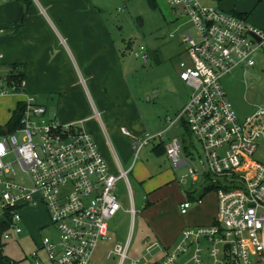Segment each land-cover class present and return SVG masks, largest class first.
<instances>
[{"label":"built area","instance_id":"built-area-1","mask_svg":"<svg viewBox=\"0 0 264 264\" xmlns=\"http://www.w3.org/2000/svg\"><path fill=\"white\" fill-rule=\"evenodd\" d=\"M166 2L195 29L182 34L186 48L179 65L192 92L175 116L166 118L164 130L136 137L132 146L138 155L163 142L171 165L187 168L182 182L210 175L219 185L218 211L214 223L186 227L175 248L149 264H264V163L252 159L258 141H264V105L240 119L221 84L237 66L256 64L264 27L200 0ZM135 54L149 58L144 46ZM25 86V78L15 83L0 77V96L23 93ZM22 103L20 126L0 135V226H6L0 242L23 233L24 208L44 205L52 234L39 246L46 260L32 255L36 264H95L99 242L111 239L109 220L122 208L117 184L128 181L131 169L112 173L83 121L62 123L31 95ZM180 124L200 143L197 159L185 152L182 140L165 135ZM192 204L185 200L181 212ZM129 244L130 239L115 244L109 256H117L119 264H140L129 257Z\"/></svg>","mask_w":264,"mask_h":264},{"label":"rangeland","instance_id":"rangeland-1","mask_svg":"<svg viewBox=\"0 0 264 264\" xmlns=\"http://www.w3.org/2000/svg\"><path fill=\"white\" fill-rule=\"evenodd\" d=\"M97 1L100 6L105 2V0ZM200 1L204 4L214 5L224 11L231 12L232 10H227L223 7L226 1L225 5L232 6L233 10L236 8V10L248 13L247 18L251 24L264 27V24L260 25L257 22L258 19L262 20V22L264 21V0ZM108 2L110 5L107 9L102 8L107 14L108 21L112 27L117 46L121 51V58L126 63L129 78L128 83L125 82L124 85H117L118 88L115 90V98L117 101L122 100L124 90L132 92L137 98L139 111L142 116L138 120L134 119L131 124L126 123L127 125L125 126L134 135H140L145 132L154 134L153 131L156 126H162L166 118L174 115L180 107L176 103H180L182 100H186L185 102H187V99L191 95V87L186 82L184 83L179 80V65L184 57L183 52L186 48V44L182 42V34L188 32L195 34L194 26L184 15H178L174 11L175 14H173L175 16H172L167 9H170L171 12L173 9L166 0H110ZM1 4L2 1L0 0ZM173 23H177V25ZM179 23H181V26L178 27ZM1 28L6 30L7 35L15 32L13 23L9 27ZM32 34L41 37L38 39L37 48L45 45L42 41L45 33L42 30L32 31ZM172 34H174L173 37L171 36ZM49 39L51 40V38ZM46 44L48 47L49 41ZM52 44L55 46L53 52H46V48H44L40 53L48 61V64L52 63L59 69L64 68L62 76H64V82H67L69 77H71L69 76L67 79V66H69L70 60L73 61L74 58L71 54L69 55L67 49L66 52L63 48L62 50L59 47L57 48L55 41ZM141 46L145 47V53L149 56L146 61L143 57L136 56L135 54V51L139 50ZM14 48L15 45L10 47L9 44H5L4 48L1 47L0 49L4 54L6 49L10 51ZM255 61L256 64L254 66H237L221 78V84L226 95L233 104V108L240 119H245L252 115L259 106L264 105V50L258 54ZM82 81L83 83L86 82L84 78L81 79ZM72 87L74 88L75 85L72 84ZM59 92L62 91L59 90ZM67 93L76 95V92L67 91ZM162 93H164L163 97ZM49 94V92L38 91L36 97L39 101L46 103L48 100L46 97ZM147 96H149V100ZM77 98L74 99L73 103L78 105L81 102ZM23 101L24 99L21 102ZM147 105L151 107L148 110ZM49 107L52 110L58 111L56 101L52 105L50 103ZM57 117L62 123H67L64 120L62 121L58 114ZM128 125H134L135 129L128 127ZM86 127L94 133L97 132L94 121L86 122ZM163 128H165L164 125ZM179 130L182 131L183 128ZM91 131L88 130L101 151L102 144L99 138L93 136ZM102 131L104 138L108 141L109 136L103 127ZM185 132L186 134L184 132L182 134V137L185 138V145L192 153L191 155L194 159H197V148H200V143L187 130ZM155 133L157 132L155 131ZM179 136L181 137V135ZM116 140L120 143L118 145L119 147L129 146L130 163H133L134 159L137 162L136 165L140 161H143L151 170L165 168L169 165L173 167L166 155L157 156L152 152V155L149 156L145 154L146 150H144L140 154L138 153L139 155L137 157L132 148L131 139L124 134L117 135ZM108 143L110 145L109 141ZM252 159L255 162L264 163L263 140L258 141V147ZM107 164L111 167L108 162ZM112 167L111 171L114 174H119L120 171L117 166V170L114 169L115 166L112 165ZM178 172L180 181L183 175L188 173L186 167L180 168ZM127 178L128 181L123 178L117 184L116 191L119 195L122 208L109 220V236L111 239L101 240L99 242L94 256L95 264H119L118 257L114 255L109 256V253L115 244H125L129 239L128 255L130 258L140 259V264H148L158 260L172 251L176 246L168 248L164 244V240L156 232V226L160 231H163L164 227L152 225L153 223L150 224V218L147 214L146 216L144 214L143 202L145 201L144 196H147V193L136 182L132 173H129ZM190 178L187 177V182L185 183L177 182L178 189L180 185L182 189H193L194 193L202 192L205 185L203 179L200 178L196 182ZM128 185L131 187L132 196L130 195ZM128 208H134L135 212H128ZM21 213L23 215L24 231L22 234L13 235L11 239L3 242L4 253L11 259L19 262V264H36L35 259L32 257L35 252H38L46 260L47 256L42 249L39 250V246L44 237L52 234V226L50 225L47 210L42 206L26 207ZM176 215V212L172 211L171 218H168L170 224L168 223L166 231H171L174 228L171 224L177 220ZM151 219L154 221V218Z\"/></svg>","mask_w":264,"mask_h":264},{"label":"crops","instance_id":"crops-1","mask_svg":"<svg viewBox=\"0 0 264 264\" xmlns=\"http://www.w3.org/2000/svg\"><path fill=\"white\" fill-rule=\"evenodd\" d=\"M1 1L0 48H4L5 44H9L10 47L15 45V48L10 51L6 49L3 57L0 58V77H8L12 64H21L25 73L26 86L23 93L0 96V125H5L10 120L18 102L25 99L27 95L35 97L39 104L46 106L48 115L57 116L58 114L62 121L67 123L83 121L87 131L91 130L86 127V122L94 121L97 132L91 131V133L95 138H99L102 144V155H104L106 162L111 165L109 169L113 168L112 165L115 166V170L118 168L119 171L120 167H124L123 169L126 170L131 169L129 173H132L136 182L147 193L143 202L144 214L150 218V224L164 227V230L160 231L156 226V232L168 248L179 242L182 230L186 227L214 223L218 211V200L216 189L206 192L210 181H207L203 176H199L197 179L190 178L196 182L200 178L203 179L205 185L200 193H194L191 188L182 189L180 185L178 189L176 183H182L178 178V171L185 166L173 168L169 165L165 168L151 170L143 161L136 165L137 162L134 159V162L130 163L129 146H118L120 143L116 140V136L124 134L122 129L127 128L126 123L131 124L134 119L138 120L142 115L139 111L137 98L132 92L124 90L122 100L117 101L115 98L117 85L128 83L129 78L126 63L121 58V51L117 46L107 14L103 11V8L107 9L110 5L108 2L110 0H105L101 6L97 0ZM225 3L226 1L224 5ZM224 5L223 7L227 10L243 12L236 10V8L233 10L232 6ZM24 7H26V17L24 22H21ZM168 10L172 16L175 14V10L172 12L170 9ZM175 12L180 15L179 11ZM257 22L260 25L264 24V21L259 19ZM12 23L15 32L7 35L6 30L1 27H9ZM173 24L177 25V23ZM36 30H42L45 33L42 40L45 45L39 48L36 45L41 37L32 34V31ZM47 41H49L48 47ZM54 41L57 43V48L59 47L61 50L63 48L65 51L67 49L69 55L71 54L74 58L73 61L70 60L69 66H67V79L71 76L67 82H64V76H62L64 68L59 69L52 63L48 64V61L40 53L44 48H46V52H53L55 46L52 42ZM83 78L85 83L81 82ZM179 80L181 79L179 78ZM72 84L75 85L74 88ZM38 91L50 93L46 97L48 98L46 103L37 99ZM67 91L76 92V95L69 94ZM163 96L164 93H162ZM76 97L81 102L78 105L73 103ZM55 101L58 105L56 107L58 111L49 107L50 103L52 105ZM185 101L176 103V105L179 104L178 107L180 106L177 111L184 106ZM146 107L147 110L151 108L148 105ZM177 111L168 117H174ZM165 121L162 126H156L153 133L164 130L166 128ZM102 127L109 136L110 145L104 138ZM128 127L135 129L134 125H128ZM180 128L183 130L180 131ZM185 130L184 125L180 124L178 127L167 131V138L182 140L183 132L186 134ZM145 133L134 135L131 132V135H124L131 139L132 145L136 137ZM158 145H161V142L157 141L151 146L143 147L139 154L146 150L145 154L149 156L152 155V152L157 156L166 155L165 152L154 151V147ZM187 199H190L193 204L188 212L182 213L180 205ZM199 199L202 200L200 203L198 202ZM39 206L46 209L44 205ZM172 211L176 212L177 220L174 223L171 222L174 228L171 231H166L169 223L168 218ZM151 218H154V221Z\"/></svg>","mask_w":264,"mask_h":264},{"label":"trees","instance_id":"trees-1","mask_svg":"<svg viewBox=\"0 0 264 264\" xmlns=\"http://www.w3.org/2000/svg\"><path fill=\"white\" fill-rule=\"evenodd\" d=\"M222 1V0H219ZM232 13H234L235 15L239 16V17H248V13L246 12H237V11H231ZM11 71L8 74V79L9 81H13L15 83L18 82L19 79L24 78L25 77V73L23 71V66L21 64H12L11 65ZM20 90V89H18ZM23 103L20 101L18 102L17 108L14 110L12 117L10 118V120L5 124V125H0V135H4L10 132L15 131L19 126H20V121H21V116H22V112H23ZM184 128L189 132L190 134V130L188 128V126L186 124H183ZM185 130V131H186ZM184 139H182L183 144H184V150L186 153L191 154V152L189 151V149L187 148V146L185 145ZM154 151L158 152V153H163L165 152L164 149V143L161 142V145H158L157 147H154ZM207 181L209 182V185L207 186V191H213L215 190L219 185L213 182V179L210 175L205 176ZM6 229V226H0V234ZM0 264H19V262L11 259L8 255H6L3 251V243L0 242Z\"/></svg>","mask_w":264,"mask_h":264},{"label":"water","instance_id":"water-1","mask_svg":"<svg viewBox=\"0 0 264 264\" xmlns=\"http://www.w3.org/2000/svg\"><path fill=\"white\" fill-rule=\"evenodd\" d=\"M25 17H26V7H24V9H23V13H22V17H21V22H24Z\"/></svg>","mask_w":264,"mask_h":264}]
</instances>
